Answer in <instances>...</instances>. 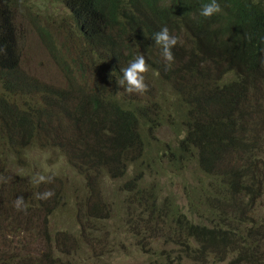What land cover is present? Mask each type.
Returning <instances> with one entry per match:
<instances>
[{
  "label": "trees",
  "instance_id": "1",
  "mask_svg": "<svg viewBox=\"0 0 264 264\" xmlns=\"http://www.w3.org/2000/svg\"><path fill=\"white\" fill-rule=\"evenodd\" d=\"M13 2L33 5L0 0V166L16 167L26 190L17 185L3 193L13 203L0 200V264L45 258L32 252L20 262L8 218L27 234L34 217L57 219L63 200L83 205L109 191L107 177L120 180V205L83 206L105 222L121 213L118 230L145 264H264V0H217L222 11L211 18L200 15L211 0H51L59 11L27 17L56 23L42 43L63 75L59 85L10 76L20 64ZM165 26L178 38L171 67L153 39ZM139 55L148 91L129 94L117 81ZM36 146L50 147L51 161L58 150L71 177L28 157L13 163L14 152ZM29 167L39 173L25 180ZM170 174L180 201L166 188ZM40 175L63 189L39 199L52 187L42 190ZM19 196L26 211L13 206Z\"/></svg>",
  "mask_w": 264,
  "mask_h": 264
},
{
  "label": "rangeland",
  "instance_id": "2",
  "mask_svg": "<svg viewBox=\"0 0 264 264\" xmlns=\"http://www.w3.org/2000/svg\"><path fill=\"white\" fill-rule=\"evenodd\" d=\"M23 1L32 2L31 4L33 5L22 3L15 8L17 9L19 47L23 57L22 67L29 74L34 75L42 81L59 85L63 81V75L60 69L56 68L46 48L43 47L40 42L35 32L34 22L28 20L27 12H30L31 17H34L31 9L36 10V14L40 13V11L45 12L46 10L49 11V14H52L60 10V4L58 2H51V0H46V2H40L39 0ZM49 148L44 149L36 146L26 153L14 152L13 163H15L16 166L25 165L28 162V160L25 161V157H28L29 160L36 162L40 167H44L45 172L52 169L55 176L67 181L68 178L71 177L67 161L57 156L59 154L58 150L53 151L55 155L54 160H49L52 158ZM5 160L6 159H4V163H7ZM51 162L52 164L50 167L49 163ZM60 167L64 168L63 175L57 174L60 173ZM27 169L24 170V172L27 171ZM16 170V167L11 168L8 165L6 167L0 166V200L4 204H9V202L13 203L10 197L4 198L3 195L9 192H15L17 185L20 189L26 190L23 185L17 183L18 180H14L16 176L20 175L17 174ZM34 173L37 174L39 171L34 170L33 167H29L27 173L25 172L24 175L25 180L27 179L26 176ZM170 176V178H172L171 174ZM105 183L110 188L109 191H103L102 189V196L97 192L89 194L84 200L83 205L88 204V208H90L92 202H94L96 207L101 206L102 203L110 207L119 206L122 198H120L116 189L120 180L112 181L107 177ZM179 183L177 178H172V181L169 182V185L172 186V190L170 186L166 188L168 192L172 191V193L176 194L180 201L183 195ZM48 185L52 186L51 191L63 189V185L60 181L54 178H52V182L42 185V190L45 191ZM38 187H40V185H38ZM4 192L7 193L3 194ZM165 195L166 193L164 196ZM90 200L93 201L89 202ZM56 202L58 205V200H56ZM61 205L64 208H61V212L58 213L57 219H53L52 216L47 217L44 215L34 217L31 222L33 229L27 234L23 231L22 226L19 225V219H7L6 223H10L11 233L6 232V235L12 242H9V247H15L16 251L19 247L21 255L20 262L22 258H26L29 255L32 256V252L39 253V251H41L45 258H42L38 264L146 263V256L139 251L138 247H134L133 244L127 240V235L122 233L123 230H118V228H121V213L117 219H112L116 216L112 215L111 219L105 222V219H100L98 215L94 213L89 214L87 209L82 205V201H76L74 197L70 200H63ZM13 206H15V204ZM1 214L2 213H0V216ZM100 215L102 216V213H100ZM56 233H60L64 236L66 235V242L61 239L56 241L54 239ZM46 260H48V262H46Z\"/></svg>",
  "mask_w": 264,
  "mask_h": 264
},
{
  "label": "clouds",
  "instance_id": "3",
  "mask_svg": "<svg viewBox=\"0 0 264 264\" xmlns=\"http://www.w3.org/2000/svg\"><path fill=\"white\" fill-rule=\"evenodd\" d=\"M17 4L13 2V11L15 14V23H16V36H17V47H18V55H20V64L19 67L16 66V72L11 73L10 76H15L17 79H25L27 76H33L29 74L27 71H25L22 67V51L19 47V34L17 30ZM222 11L221 6L219 3H217V0H211L210 3L203 4L201 6L200 15L205 18H211L213 15L219 14ZM66 16V15H65ZM56 23H45V22H39L35 23V32L37 33V36L42 43V36L43 33L49 32L50 28L55 26ZM155 43L162 47L163 49V57L165 61L167 62L166 66L171 67V63L174 61V56L172 53V48L177 45L178 38L170 35L169 29L165 26L163 27L156 35L153 37ZM43 45V43H42ZM43 47H45L43 45ZM47 50V49H46ZM19 70V71H18ZM149 71V66L146 62V59L143 55L137 56L129 65L128 67L122 69V79L117 81L118 85L124 87L126 84L127 87L124 88V90L129 93H135L143 95L148 91V85L145 82V74ZM52 182L51 177H45L43 175L38 176L36 179V183H50ZM54 195V192L51 190L45 191L43 193H40L38 198L41 200H46L51 198ZM15 207L17 210L20 211H26V206L24 205V197L19 196L16 198L15 201Z\"/></svg>",
  "mask_w": 264,
  "mask_h": 264
}]
</instances>
